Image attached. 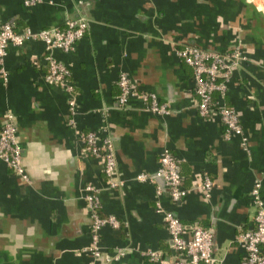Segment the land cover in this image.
Wrapping results in <instances>:
<instances>
[{
  "label": "crops",
  "instance_id": "0c3cea01",
  "mask_svg": "<svg viewBox=\"0 0 264 264\" xmlns=\"http://www.w3.org/2000/svg\"><path fill=\"white\" fill-rule=\"evenodd\" d=\"M77 13L87 18L85 33L73 50H53L71 70L73 121L68 92L45 78L41 40L8 45L0 61V128L12 113L28 174L21 179L0 159V264H88L82 249L90 241L88 182L99 187V212L120 221L100 229L103 256L125 248L108 264H155L141 251L168 254V231L155 210V184L135 175L153 172L164 146L188 191L177 202L165 192L158 199L184 223L211 227L215 256L238 264L244 249L237 235L254 226L249 191L256 178L264 198V0H0V23L16 28L63 26ZM186 43L220 51L240 45L247 54L223 96L239 114L245 145L239 135L224 138L218 115L198 114L193 69L175 52ZM122 70L137 94L118 106ZM150 92L168 113L145 108L141 94ZM102 126L114 138L123 180L116 186L82 140V132ZM205 175L212 179L209 197L194 188Z\"/></svg>",
  "mask_w": 264,
  "mask_h": 264
},
{
  "label": "built area",
  "instance_id": "2783aa9c",
  "mask_svg": "<svg viewBox=\"0 0 264 264\" xmlns=\"http://www.w3.org/2000/svg\"><path fill=\"white\" fill-rule=\"evenodd\" d=\"M37 1L40 0H24L25 4H34ZM87 26V18L81 13L67 18L63 26H46L36 30L29 26L16 28L11 21L0 23V61L10 44L22 45L29 39H39L44 43L46 50L44 58L47 62L45 78L68 92L70 121H73L72 115L76 111L74 82L69 66L56 58L53 50L55 48L67 52L73 50L76 41L85 33ZM175 52L193 69L194 89L197 95L195 106L198 114L200 116L218 115L224 126V138L228 139L236 134L241 137L242 143L245 145L246 136L239 114L232 105L223 99L227 83L234 69L248 59L241 46L235 45L229 50L220 51L186 43L176 47ZM1 71L5 74L3 68ZM117 83L120 91L116 95V103L118 106H124L128 98L137 92L131 85L130 75L124 70L120 71ZM141 95L147 100L145 103L147 110L159 114L169 112L167 103L161 102L156 93H142ZM16 134L17 126L14 115L9 112L0 128V159L21 179L28 180ZM81 135L87 154L100 157L108 185L116 186L123 183V180L117 176L114 138L107 132L106 127L102 126L98 130L91 129L82 132ZM135 177L141 181L153 182L158 197L165 192L174 202L181 200L188 191V188L183 185L178 160L167 146L161 149L158 166L153 172L140 171L136 173ZM158 177L163 179V184L158 181ZM194 188L205 197H209L212 179L205 175L194 185ZM98 190L99 187L91 182L84 186V197L91 215L90 241L82 248L91 256L88 264H108L112 259H118L125 252L124 247L118 246L112 254L103 256L100 229L106 224L114 228L119 227L120 221L114 214L104 215L99 212ZM249 193L254 207V226L240 230L237 235V240L244 249V255L238 264H264L262 249L264 245V198L261 194L259 178L254 180ZM158 197L155 201V210L162 213L168 231L170 250L167 254L160 249L147 248L141 251L142 254L155 264H199L200 262L223 264V261L215 256L212 249V228L204 226L196 220L189 224L184 223L170 209H166ZM186 229L189 230V235L185 234Z\"/></svg>",
  "mask_w": 264,
  "mask_h": 264
},
{
  "label": "water",
  "instance_id": "95a60500",
  "mask_svg": "<svg viewBox=\"0 0 264 264\" xmlns=\"http://www.w3.org/2000/svg\"><path fill=\"white\" fill-rule=\"evenodd\" d=\"M158 181L163 184V179L161 177H158Z\"/></svg>",
  "mask_w": 264,
  "mask_h": 264
}]
</instances>
